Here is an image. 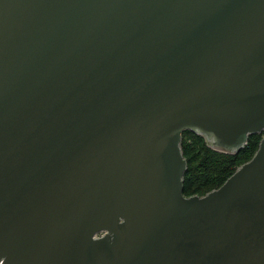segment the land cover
<instances>
[{
    "label": "water",
    "instance_id": "95a60500",
    "mask_svg": "<svg viewBox=\"0 0 264 264\" xmlns=\"http://www.w3.org/2000/svg\"><path fill=\"white\" fill-rule=\"evenodd\" d=\"M186 130L264 132V0H0V264H264V136L186 196Z\"/></svg>",
    "mask_w": 264,
    "mask_h": 264
},
{
    "label": "trees",
    "instance_id": "16d2710c",
    "mask_svg": "<svg viewBox=\"0 0 264 264\" xmlns=\"http://www.w3.org/2000/svg\"><path fill=\"white\" fill-rule=\"evenodd\" d=\"M263 133H255L237 153H221L208 146L203 136L186 130L182 134V150L188 168L184 176V194L200 195L220 187L245 161L256 153ZM202 180V183L199 181Z\"/></svg>",
    "mask_w": 264,
    "mask_h": 264
},
{
    "label": "rangeland",
    "instance_id": "374dc122",
    "mask_svg": "<svg viewBox=\"0 0 264 264\" xmlns=\"http://www.w3.org/2000/svg\"><path fill=\"white\" fill-rule=\"evenodd\" d=\"M203 138L206 139L205 136H203ZM206 142H207V141H206ZM207 144H208V143H207ZM208 146H210L212 149L216 150V149L213 148L211 145L208 144ZM216 151L221 152V153H226V152L219 151V150H216ZM200 182L202 183V180H200L199 183H200Z\"/></svg>",
    "mask_w": 264,
    "mask_h": 264
}]
</instances>
